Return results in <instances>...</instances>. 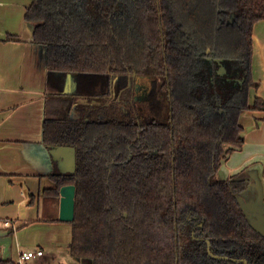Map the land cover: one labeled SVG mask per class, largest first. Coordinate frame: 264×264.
Masks as SVG:
<instances>
[{"label": "trees", "instance_id": "16d2710c", "mask_svg": "<svg viewBox=\"0 0 264 264\" xmlns=\"http://www.w3.org/2000/svg\"><path fill=\"white\" fill-rule=\"evenodd\" d=\"M25 20L57 102L43 143L76 151L75 172L50 175L44 191L75 186L70 256L264 264V234L239 201L248 182L217 178L244 142L242 114L264 110L249 103L264 0H33Z\"/></svg>", "mask_w": 264, "mask_h": 264}, {"label": "crops", "instance_id": "0c3cea01", "mask_svg": "<svg viewBox=\"0 0 264 264\" xmlns=\"http://www.w3.org/2000/svg\"><path fill=\"white\" fill-rule=\"evenodd\" d=\"M32 1L0 0V261L17 264L21 251L41 250L31 263L62 264L61 257L76 264L68 251L71 224L58 219L59 196L44 194L55 188L50 175L59 172L62 157L49 156L43 143L47 111L55 114L57 102L48 97L46 48L34 43V24L25 20ZM252 45L257 87L250 105L255 98L264 102V20L253 27ZM240 125L244 142L222 162L217 178L248 182L239 201L264 234V110L245 112Z\"/></svg>", "mask_w": 264, "mask_h": 264}, {"label": "water", "instance_id": "95a60500", "mask_svg": "<svg viewBox=\"0 0 264 264\" xmlns=\"http://www.w3.org/2000/svg\"><path fill=\"white\" fill-rule=\"evenodd\" d=\"M219 74L225 73V68L221 66L218 69ZM66 86L67 93H71L75 91V77L71 74H68L66 77ZM49 156L52 158H56L58 155H61L62 160L58 161V174H72L76 169V151L75 148L69 146H56L50 147L47 149ZM75 186L74 185H66L62 186L59 190V216L58 219L61 222L71 223L74 220V211H75ZM209 254H211L209 252ZM212 255V254H211ZM215 258L219 259H227L229 258L223 256H215ZM243 264H246L244 262Z\"/></svg>", "mask_w": 264, "mask_h": 264}, {"label": "built area", "instance_id": "2783aa9c", "mask_svg": "<svg viewBox=\"0 0 264 264\" xmlns=\"http://www.w3.org/2000/svg\"><path fill=\"white\" fill-rule=\"evenodd\" d=\"M6 226L9 223H5ZM43 252L41 250H34V251H21L19 253V259L17 264H30L32 261L36 260L37 258L41 257Z\"/></svg>", "mask_w": 264, "mask_h": 264}, {"label": "rangeland", "instance_id": "374dc122", "mask_svg": "<svg viewBox=\"0 0 264 264\" xmlns=\"http://www.w3.org/2000/svg\"><path fill=\"white\" fill-rule=\"evenodd\" d=\"M57 257V256H56ZM71 258V260H73L74 262H76V264H81V263H79V262H77L75 259H72V257H70ZM58 260V258H55V261H57ZM58 261H62V262H60V263H62V264H65V261H63L62 259H61V257H60V260H58ZM30 264H33V263H30ZM83 264H89L88 262H85V263H83Z\"/></svg>", "mask_w": 264, "mask_h": 264}, {"label": "flooded vegetation", "instance_id": "af4514ba", "mask_svg": "<svg viewBox=\"0 0 264 264\" xmlns=\"http://www.w3.org/2000/svg\"><path fill=\"white\" fill-rule=\"evenodd\" d=\"M137 91H138V88H137ZM138 99V97H135V100H137ZM244 263V262H243Z\"/></svg>", "mask_w": 264, "mask_h": 264}]
</instances>
